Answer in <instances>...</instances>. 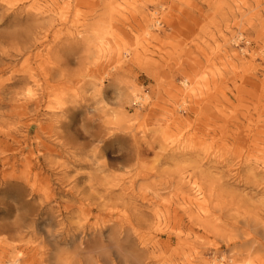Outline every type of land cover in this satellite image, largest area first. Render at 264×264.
I'll return each instance as SVG.
<instances>
[{
    "label": "rangeland",
    "instance_id": "374dc122",
    "mask_svg": "<svg viewBox=\"0 0 264 264\" xmlns=\"http://www.w3.org/2000/svg\"><path fill=\"white\" fill-rule=\"evenodd\" d=\"M62 2L0 0V264L48 229L62 264H264V0Z\"/></svg>",
    "mask_w": 264,
    "mask_h": 264
},
{
    "label": "bare ground",
    "instance_id": "6f19581e",
    "mask_svg": "<svg viewBox=\"0 0 264 264\" xmlns=\"http://www.w3.org/2000/svg\"><path fill=\"white\" fill-rule=\"evenodd\" d=\"M63 6L62 8H67L70 5V0L69 1H65L63 0L62 2ZM14 4V3H12ZM152 16V15H151ZM154 17H152V19H150L151 24L147 25V32L151 33L153 31V29L156 28V25L159 24V20H156L153 22ZM100 47V52H105L108 53L109 55L114 54L115 56H117L118 58L121 57L122 52L120 51V48L118 45H116L112 39L108 38V37H103L101 40V44L99 45ZM234 55L239 56L241 59L242 58H246L247 57V50H245L244 48L241 49L240 54H236L234 53ZM190 78H186L182 83H183V87H180V94L181 95H186V94H198L197 93V89L195 87V81L191 80L189 81ZM134 97H135V103L141 104L147 100L150 99V96L148 94H145L144 97L138 95L137 92L133 93ZM146 103V102H145ZM144 103V104H145ZM182 144L179 143L177 145V147H180ZM264 164V162H263ZM264 166V165H263ZM188 200L190 201L191 204L196 205L197 207L204 209V205L207 202V197L204 194L203 190L201 188L196 189L193 197H189ZM121 226V225H120ZM131 229H133V232L135 234L136 237H141V234L139 233V229H135L134 227H132ZM151 229V228H150ZM61 233H59V231H51L50 229L46 230V232L41 233V237L42 243L47 242L49 247L43 246L41 247H37L35 250L36 255H42L41 256V261H39L40 264L46 263V264H59V262L61 263L62 257L63 255H61L62 253V247H74L76 249V252L79 254L80 250H82V245H83V238L80 235L81 233L78 234L75 232H70V231H66L65 230H60ZM83 233V232H82ZM99 233H103L102 231ZM96 235V234H95ZM62 236V237H61ZM80 237V243H77L78 238ZM97 237V236H95ZM126 240H128L127 238H120V237H116L113 239H110L109 243H116V244H120L125 242ZM101 239L100 238H94L93 242H94V246L100 245ZM128 242V241H126ZM144 242L146 243L145 240H141V243L144 244ZM41 243V244H42ZM155 243L156 242H152V239H150V241L148 242V244H146V248L151 247L154 248L155 247ZM123 246V245H122ZM129 248V247H127ZM129 252L126 254V262L127 260H131L135 263H130V264H142L140 261V255L141 254H135L133 250L131 249H127ZM152 252H149V255L152 256ZM101 256H103V254L101 253ZM98 257V259H90V261L92 262H98L100 261V257ZM235 260L233 258H229L227 259L226 257H222V258H213L211 260L206 261L205 264H234ZM11 264V263H10ZM62 264V263H61ZM79 264H82L81 262ZM245 264H255L253 262H249L248 260H246Z\"/></svg>",
    "mask_w": 264,
    "mask_h": 264
}]
</instances>
